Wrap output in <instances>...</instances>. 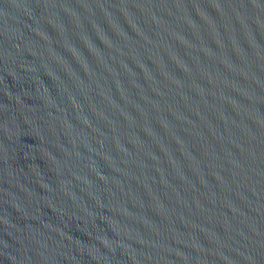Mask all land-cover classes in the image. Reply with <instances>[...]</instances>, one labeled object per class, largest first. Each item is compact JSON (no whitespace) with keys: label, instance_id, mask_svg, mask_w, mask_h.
Here are the masks:
<instances>
[{"label":"water","instance_id":"95a60500","mask_svg":"<svg viewBox=\"0 0 264 264\" xmlns=\"http://www.w3.org/2000/svg\"><path fill=\"white\" fill-rule=\"evenodd\" d=\"M0 264H264V0H0Z\"/></svg>","mask_w":264,"mask_h":264}]
</instances>
